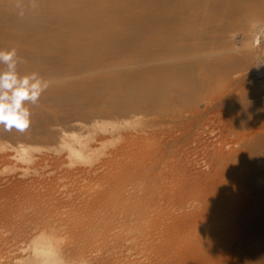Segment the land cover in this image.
I'll use <instances>...</instances> for the list:
<instances>
[{"label": "rangeland", "instance_id": "obj_1", "mask_svg": "<svg viewBox=\"0 0 264 264\" xmlns=\"http://www.w3.org/2000/svg\"><path fill=\"white\" fill-rule=\"evenodd\" d=\"M4 5L0 49L30 59L36 47L5 26ZM89 5L91 23L63 28L70 42L53 44L54 56L70 69L83 63L81 46L101 49L118 70L67 73L45 91L65 88L62 98L28 105L25 132L0 127V240L17 249L2 263L31 264L19 248L50 227L78 264H264V0ZM171 63L183 78L158 91L166 80L151 72ZM111 76L129 77L104 87ZM129 90L147 93L129 99L132 113L114 105Z\"/></svg>", "mask_w": 264, "mask_h": 264}, {"label": "bare ground", "instance_id": "obj_2", "mask_svg": "<svg viewBox=\"0 0 264 264\" xmlns=\"http://www.w3.org/2000/svg\"><path fill=\"white\" fill-rule=\"evenodd\" d=\"M0 1H2L3 4H5L4 7L6 8V10L3 12L4 14H6V16L8 18V20H6L5 26L8 27L9 25H12L13 27L18 26L19 28L23 29L24 30L23 33L26 34V36L32 41L31 43H34V47H36V52L33 54V56L30 59H23L22 58L23 63L20 64V65H24L27 62H33L34 67H33V65H30L31 67L29 66V68H31V69H28V68H24L22 66H18V71H20V74L24 75V74H28L31 72H37L43 78L49 80L50 82L51 81L53 82V81H57V79H59V81L62 80L61 78L67 73H72L76 76H82V75L85 76V75H90V74L97 73V72H112L114 70H118L116 65L113 66V65H109L106 63V60L104 59V57H102L104 54V50H101V49H99L97 51H91V49H89V47L86 48V46L85 47L81 46L79 48V51L82 52L81 57H82L83 63L80 65H77V66H73L70 69L63 66V60L60 59L62 57H55L54 56V50L51 47L53 44L65 45L64 43L70 42V39H68L69 37H67L69 30L61 33L63 28H68L70 25L78 24V23L80 25H83L86 23H91V19L93 18V15L86 13L88 10V6H90L89 0H0ZM207 5H205V6H207ZM76 43H73V44L68 45V46L69 47L74 46V45H76ZM42 46H45L47 51L48 50L53 51L52 53H49L51 56L50 58H38L37 52L39 53L40 51H37V49L38 48L42 49ZM76 46H78V45H76ZM40 54L42 56L45 55V53H40ZM93 57H94V59H92ZM52 58H53V60H52ZM54 58L55 59L59 58L60 61H59V59H58V62H57V60L54 61ZM146 61L147 60L145 59V62ZM138 62L143 63L141 60H138ZM173 66H174L173 63H171V64L166 65V66L161 65L160 67H158L156 65L154 67L153 72H151V73H153L151 78H154V77L160 75L158 80H166V82H164V83H159L158 91L163 90V89L167 90L169 88V86L175 88V80H179V79L183 78V74H181V72H183V71H179V69H175V68H173ZM131 67L133 69H135L139 74H142L143 70H141V68L137 66L136 62H134ZM187 67L192 68L190 63H186V62H180L179 63L180 69L186 70L184 68H187ZM21 71L24 72V74ZM128 77H124V79H120V78L116 79L115 77L111 76L110 81H105V84L108 82L106 85H104L103 81H102L103 83L100 81H96L95 82L96 84H94V86L97 87V85H98L99 89L97 88L96 90H101V89L104 90V87H106L109 84L112 85L115 82H119V80L127 83L128 81H125V80ZM129 80H131V79H129ZM101 83L104 85V87H103V85H101ZM90 84H93V83H90ZM94 86L92 85L93 88L92 87L91 88L94 89ZM109 87H110V85H109ZM106 88H108V86ZM106 88H105V90H106ZM64 89H62V90L59 89L60 91L58 90L57 92H59L61 94V93H63ZM68 89H69V87H68ZM51 91L52 90L48 91V94H49V92L51 93ZM54 92H56V91L54 90ZM57 92H56V95H53V93H52V94H49V96L47 95V92H44V94L46 95V96L45 95L44 96H45V98H48L51 95L50 98L52 100L55 96L57 97L58 95H60ZM138 92H142L144 94H147L145 91H139V90H137V91L132 90L131 91V90H129V93L127 95H125L126 100L125 99L124 100L127 102L125 105H123L121 103L122 101H120V103H121L120 105H119V103L114 104L113 103L114 101L112 103L115 105V107L117 109H119V107H120L119 110H122L125 112H128V109H129L130 110L129 112L132 113V110L133 111L135 110V109H133V104H132V103H134L135 100L131 101L129 99L130 98L134 99L135 96H137V97L140 96L139 94H137ZM168 92H169V89H168ZM174 92H172V93H174ZM69 93L72 94L71 91H69ZM84 93L86 94L87 92H84ZM65 94L68 95V93H65ZM170 94H171V92H170ZM61 95H62V97L64 96L63 94H61ZM61 95L59 97H57V99H59L61 97ZM76 95L77 94L75 93V96ZM171 95H173V94H171ZM42 96H43V94H42ZM42 96L39 99L40 103H41V100L46 101V100H44V97L42 98ZM52 96H53V98H52ZM81 96H80V99H82ZM65 98H68V97L66 96ZM69 98L71 99V97H69ZM69 98H68V100H69ZM54 99L56 101V98H54ZM51 100H49V101H51ZM74 100L77 102V99H74ZM122 100H123V98H122ZM82 102H80V103H82ZM116 104H118L119 107H117ZM74 105L75 104L73 103V106ZM76 105H79V103L78 104L76 103ZM114 105H111V106H114ZM78 107H80V105ZM81 107H82V105H81ZM70 109H71V107H70ZM70 109H69V112H71ZM61 110H59V111H61ZM65 110H67V109L65 108ZM75 111H77V110H75ZM75 111L74 112L72 111V112L75 113ZM69 135H71V134H69ZM78 142L80 143V141H78ZM141 172H143V171H141ZM143 173H145V172H143ZM138 178L139 177H137V179ZM134 179H132V180H134ZM137 179L134 180L135 182H133V184L135 183V185H136ZM138 181H142V179H138ZM137 184H138V182H137ZM208 184H209V181H208ZM124 188H125V185L123 187V191L125 190ZM130 189H126V190L130 191ZM126 190H125V192H126ZM131 190H133V189H131ZM134 190H137V189L134 188ZM137 192H139V191H137ZM84 193H85V191H84ZM131 193H128V194H131ZM126 195H127V192H126ZM176 211H178V210H176ZM90 215H91V213H90ZM130 218H131V216H130ZM262 229L263 228H261L260 231H262ZM257 231H258V227H253V229L249 231V233H250L249 238L255 239L257 236L256 235ZM29 238H38L40 244L37 246L36 243L30 242L25 247L21 246L19 248L20 251L23 252L24 249L25 250L28 249L30 251L28 253L26 252V255L21 257L22 261L30 262L31 264H78L79 261L76 260V258L65 254L64 249H65V247H67L71 244V240H69V238H67V237L62 236L60 233L59 234L56 233L52 228L49 227L48 229H44L42 232L37 233L36 235L31 234ZM12 241H14V240H12ZM5 242H6V240H5ZM21 244H24V242H21ZM10 245H11V242H10ZM260 246L262 247V249L264 248L263 245H260ZM9 248H11V246L6 247V245L0 240V264H5V263H2V262H4V255H2V254L7 252L9 255V252H11V251L16 253V251H17L16 248H15V250H12V249L10 250ZM13 259L18 260L17 257H14V256H13Z\"/></svg>", "mask_w": 264, "mask_h": 264}, {"label": "clouds", "instance_id": "obj_3", "mask_svg": "<svg viewBox=\"0 0 264 264\" xmlns=\"http://www.w3.org/2000/svg\"><path fill=\"white\" fill-rule=\"evenodd\" d=\"M22 14V13H21ZM23 63L15 48L0 49V127L10 132H25L31 123L29 104L35 105L51 82L37 72L21 75L18 65Z\"/></svg>", "mask_w": 264, "mask_h": 264}]
</instances>
